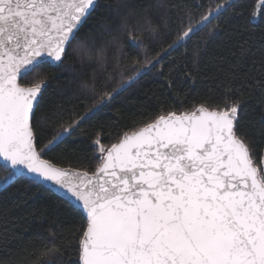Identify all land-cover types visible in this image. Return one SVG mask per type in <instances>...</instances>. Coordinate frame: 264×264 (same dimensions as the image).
Here are the masks:
<instances>
[{
  "label": "snow or ice",
  "instance_id": "1",
  "mask_svg": "<svg viewBox=\"0 0 264 264\" xmlns=\"http://www.w3.org/2000/svg\"><path fill=\"white\" fill-rule=\"evenodd\" d=\"M123 6L117 0L106 8L119 15ZM229 6L225 0L214 14L223 15ZM99 7L97 0H0V157L9 169L0 185L10 186L26 170L56 188L67 211L84 221L76 264H264V155L258 156L240 131L243 97L233 96L241 89L226 90L222 109L201 105L180 114L168 112L125 133L109 148L95 141L99 152L106 153L98 178L43 158L53 143L98 110L93 106L67 127L62 107L39 114L48 88L39 69L43 64L64 66L73 40ZM208 18L202 16L197 27L181 28L182 36L168 51L186 42ZM122 19L121 27L127 29V18ZM144 31L155 37L161 29L148 21L133 43L144 45ZM77 51L100 68L107 64V46L97 47L93 38L81 40ZM245 55L242 51L240 59ZM156 60L146 56L143 63ZM117 68L121 80L111 91L99 92L109 85H98L95 72L79 79L76 91L99 96L96 104L112 98L133 80L118 59ZM135 71L140 73L141 67ZM29 73L35 76L27 85L18 82ZM74 111H69V121ZM41 119L62 129L43 146L34 131ZM58 252L54 246L45 254Z\"/></svg>",
  "mask_w": 264,
  "mask_h": 264
},
{
  "label": "trees",
  "instance_id": "2",
  "mask_svg": "<svg viewBox=\"0 0 264 264\" xmlns=\"http://www.w3.org/2000/svg\"><path fill=\"white\" fill-rule=\"evenodd\" d=\"M97 2L100 7L80 29L78 39L73 40L64 66L41 65L39 71L48 81V88L39 114L62 107V123L67 127L93 106L98 110L53 143L43 158L59 166L94 172L106 154L99 152L95 141L109 148L125 133L168 112L180 114L201 105L209 109L219 105L222 109L230 87L241 89L233 99L243 97L240 131L248 135L256 154L264 155V1L227 0L230 6L221 16L214 13L225 0H121L124 6L119 15L115 8H106L117 0ZM202 16L209 18L199 30L168 51L177 36H182L181 28L186 31L197 27ZM122 18H127V29L121 27ZM148 21L160 26V33L148 38L144 31V45L133 43L137 32L147 29ZM84 38L95 39L97 47L107 46L104 68L95 59H81L77 49ZM113 38L116 43H110ZM165 51L168 54L160 57ZM242 51L246 55L241 60ZM146 56L157 60L144 65ZM117 59L127 69L125 76L133 77L132 82H125L123 90L112 98L105 97L101 104H96L99 96L76 91L79 79L91 77L93 72L98 85H109L99 88V92L111 91L121 79ZM137 67H141L140 73L135 71ZM34 76L29 73L20 83L27 85ZM73 108L69 121L68 113ZM60 130V125L53 129L43 119L34 129L40 146L48 144L54 132ZM8 172V167L0 163V179ZM67 209V201L59 194L26 176L21 175L10 186H0V264H76L78 231L84 221ZM54 246L58 253L45 254Z\"/></svg>",
  "mask_w": 264,
  "mask_h": 264
},
{
  "label": "water",
  "instance_id": "3",
  "mask_svg": "<svg viewBox=\"0 0 264 264\" xmlns=\"http://www.w3.org/2000/svg\"><path fill=\"white\" fill-rule=\"evenodd\" d=\"M18 82L20 83V78H19V77H18ZM210 110H212V109H210ZM127 134H131V132H130V133H127ZM44 159H46V158H44ZM0 163H2V164H4V165L7 166V163L4 161V159H3L2 157H0ZM101 164H102V162H101ZM101 164H100V165H101ZM100 165H99V166H100ZM57 166H59V165H57ZM59 167H62V168H64V169H68V170H71V171H74V172H81V173H83V172H87V171H84V170H80V169H76V168H71V167H63V166H59ZM98 168H99V167H98ZM98 168H97L94 172H87V173L89 174V176H92L93 173H96V177H95V178H98L99 175H100V174L98 173V171H97ZM23 176H26V177H28V178H31V179H33V180H35V181H37V182H39V183L45 185L46 187L52 189V190H53L54 192H56L57 194H59V193L57 192L56 188H55L50 182H47V181H43V180H41L40 178L36 177L35 174L28 173V172L25 170ZM95 178H94V180H95Z\"/></svg>",
  "mask_w": 264,
  "mask_h": 264
},
{
  "label": "clouds",
  "instance_id": "4",
  "mask_svg": "<svg viewBox=\"0 0 264 264\" xmlns=\"http://www.w3.org/2000/svg\"><path fill=\"white\" fill-rule=\"evenodd\" d=\"M148 38H153V37H149V36H148ZM140 66H143V65L141 64ZM120 80H121V79H120ZM119 82H120V81H118L117 83H119Z\"/></svg>",
  "mask_w": 264,
  "mask_h": 264
},
{
  "label": "rangeland",
  "instance_id": "5",
  "mask_svg": "<svg viewBox=\"0 0 264 264\" xmlns=\"http://www.w3.org/2000/svg\"><path fill=\"white\" fill-rule=\"evenodd\" d=\"M264 0H260V4L263 2ZM0 186H3V185H0Z\"/></svg>",
  "mask_w": 264,
  "mask_h": 264
}]
</instances>
